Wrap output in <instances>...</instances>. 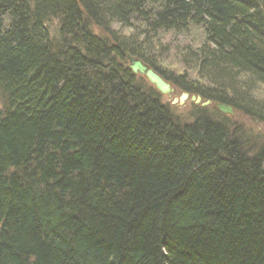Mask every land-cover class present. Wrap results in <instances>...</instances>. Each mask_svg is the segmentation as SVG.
<instances>
[{"label":"trees","instance_id":"obj_1","mask_svg":"<svg viewBox=\"0 0 264 264\" xmlns=\"http://www.w3.org/2000/svg\"><path fill=\"white\" fill-rule=\"evenodd\" d=\"M128 54L234 107L264 0H0V264H264V147L182 123Z\"/></svg>","mask_w":264,"mask_h":264},{"label":"rangeland","instance_id":"obj_2","mask_svg":"<svg viewBox=\"0 0 264 264\" xmlns=\"http://www.w3.org/2000/svg\"><path fill=\"white\" fill-rule=\"evenodd\" d=\"M48 27L52 34H56L59 21L56 19L50 21ZM94 31L100 35L104 34L95 27ZM200 34V30L199 34L198 31L196 32L198 37H201L202 34ZM190 40L192 39H185V43H189ZM165 59L166 63H163V67L168 72H175V76H180L182 78L185 76L186 79H189V76H193L183 62L175 64L171 58L165 57ZM243 88H241L243 92L240 93L241 95L239 94V100H234L237 105H234L235 108L232 115H226L218 111L215 107L216 103L213 102L209 106H206V111L201 110V104L194 103L191 101L190 97L183 103H180L179 97L184 90L178 86L172 98L166 96H164V98L171 107L175 117L182 123L192 121L196 116L202 113L208 114L214 119L224 123L229 128L231 136L240 137L249 147L248 149L253 150V148L264 147V85L249 81L248 85ZM4 102L5 98L2 96V92H0V107H3Z\"/></svg>","mask_w":264,"mask_h":264},{"label":"water","instance_id":"obj_3","mask_svg":"<svg viewBox=\"0 0 264 264\" xmlns=\"http://www.w3.org/2000/svg\"><path fill=\"white\" fill-rule=\"evenodd\" d=\"M129 61V68L134 74L141 75L147 79V81L152 84L159 92L171 98L175 92V88L166 81L159 73H157L153 68L145 64L141 59L131 54L127 55ZM189 97L188 93H183L180 97V103L184 102ZM191 100L195 103L201 102L202 98L200 96L193 95ZM210 104V101L202 103L203 106ZM218 110L225 114H232L233 109L230 106L224 104H217Z\"/></svg>","mask_w":264,"mask_h":264},{"label":"bare ground","instance_id":"obj_4","mask_svg":"<svg viewBox=\"0 0 264 264\" xmlns=\"http://www.w3.org/2000/svg\"><path fill=\"white\" fill-rule=\"evenodd\" d=\"M128 67H129V65H128ZM149 83V82H148ZM150 84V83H149ZM151 86H153L152 84H150ZM154 87V86H153ZM154 89L157 91V92H159L155 87H154ZM0 92H2L1 90H0ZM163 97L165 96L164 94H162L161 92H159ZM2 96H3V94H2ZM140 96H141V94H140ZM4 97V96H3ZM164 101H165V99H164ZM165 103H167L166 101H165ZM168 104V103H167Z\"/></svg>","mask_w":264,"mask_h":264}]
</instances>
